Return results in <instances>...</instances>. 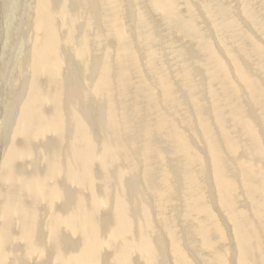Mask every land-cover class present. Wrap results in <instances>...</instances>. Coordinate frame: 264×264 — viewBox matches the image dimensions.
I'll list each match as a JSON object with an SVG mask.
<instances>
[{"label":"bare ground","instance_id":"obj_1","mask_svg":"<svg viewBox=\"0 0 264 264\" xmlns=\"http://www.w3.org/2000/svg\"><path fill=\"white\" fill-rule=\"evenodd\" d=\"M15 1L0 264H264V0Z\"/></svg>","mask_w":264,"mask_h":264},{"label":"rangeland","instance_id":"obj_2","mask_svg":"<svg viewBox=\"0 0 264 264\" xmlns=\"http://www.w3.org/2000/svg\"><path fill=\"white\" fill-rule=\"evenodd\" d=\"M19 0H16L15 2H18ZM21 1H23V2H21ZM20 2H21V4H24L25 5V3L26 2H29V0H20ZM25 2V3H24ZM13 4H14V2H13ZM12 4V6H13V9H14V11H17L16 12V15L17 16H19L20 17V15H21V13L19 12V9H17V7H16V5H13ZM233 12H237L238 13V9L236 10V11H233ZM15 14V13H14ZM6 15V14H5ZM237 15V14H236ZM235 15V16H236ZM200 16L202 17V19H203V21L205 20L206 22H208V18H207V15H206V13L204 12V13H200ZM238 16V15H237ZM4 30H5V32H4V36H3V42L1 41V43H0V72H2V65H3V61L6 59V60H8V62H9V65H11L10 66V69H9V71H8V73L5 75V80H9L10 79V77L12 76V69L14 68V66L16 65V59H17V57H18V50H16V51H14V53H11V52H9V51H6L7 50V47L8 46H6V44H8V43H6V42H8L9 41V38H8V32L10 31L9 30V26H6L5 24H4ZM5 41V42H4ZM15 41V43H16V40H14ZM13 41V42H14ZM15 43H14V45H15ZM17 54H16V53ZM13 55H14V58H13ZM12 56V57H11ZM15 56H17V57H15ZM9 58H11V59H9ZM13 60V61H12ZM7 81H5L6 83H7ZM6 83H5V87H6ZM2 94H4V100H2V102L3 103H7V100H8V97H7V95L5 94V88L3 89V92H2ZM6 99V100H5ZM2 157H1V151H0V163H1V161H2V159H1ZM204 197L206 198V201H208L209 203H207V204H205V205H203L201 208H204V209H207L208 211H210L211 212V214L213 215V218H214V222L216 223V225L218 226V228L220 229V231L225 235V236H227L228 237V239L230 238V236H231V231H232V228H231V225H229V223H231L230 222V218H228V216H227V214H225V215H222V210L220 209V207H219V205H217L215 202H214V197L213 196H210V197H208V196H205L204 195ZM196 218H197V222L198 223H200V221L201 220H203V218H202V216L201 215H196ZM230 241V240H229ZM197 254L196 253H194V254H189V256H190V259H191V261H193V259H194V257L196 256Z\"/></svg>","mask_w":264,"mask_h":264}]
</instances>
